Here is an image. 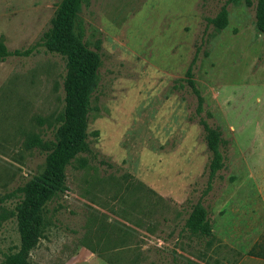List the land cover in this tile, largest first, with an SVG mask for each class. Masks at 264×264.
<instances>
[{"label":"rangeland","instance_id":"374dc122","mask_svg":"<svg viewBox=\"0 0 264 264\" xmlns=\"http://www.w3.org/2000/svg\"><path fill=\"white\" fill-rule=\"evenodd\" d=\"M61 0H0V45H34L0 61V197L6 211L45 168L30 135L52 140L66 59L41 45ZM82 41L98 51L84 167L42 207L22 250L0 218V264H264V34L250 0H84ZM226 5V26L209 22ZM194 61V62H193ZM192 66L203 111L186 83ZM221 133L224 167L210 182L199 122ZM51 123V125H49ZM207 211L209 237L183 230ZM21 253V254H20ZM258 256V257H257Z\"/></svg>","mask_w":264,"mask_h":264},{"label":"trees","instance_id":"16d2710c","mask_svg":"<svg viewBox=\"0 0 264 264\" xmlns=\"http://www.w3.org/2000/svg\"><path fill=\"white\" fill-rule=\"evenodd\" d=\"M83 1L61 0L56 7L49 30L42 36L41 45L47 52L64 56L66 59L63 77V111L55 119L57 125L53 139L44 140L41 136L33 134L25 141L26 149H37L44 153V171L21 188L23 199L19 200L10 211H6L1 205L9 198V195L0 197V218L2 221L11 217L17 219L22 250H27L37 236L34 222L43 205L58 192L65 190V168L75 160L78 161L79 167H84L86 159L79 156L90 153L86 142V129L91 110V98L99 84L98 70L101 66V58L98 51L91 50L82 41V34L75 32L76 30L82 32L79 14ZM234 1L228 0L227 4ZM253 1L257 29L264 34V0ZM247 3L250 4V0H247ZM209 22L219 29L225 27L226 5ZM35 46L25 50L9 51L0 45V61L9 57H28ZM186 83L196 95L197 114H201L202 99L194 85L191 65L186 71ZM199 122L210 153L208 177L211 182L224 167V156L220 150L222 138L218 129L213 128L203 119ZM183 230L193 236L209 237L211 235L207 211L200 203L192 208L184 222ZM261 256L264 257V255ZM7 264H23V259L20 255L16 258L10 257Z\"/></svg>","mask_w":264,"mask_h":264}]
</instances>
